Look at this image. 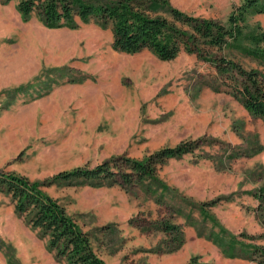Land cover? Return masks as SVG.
<instances>
[{"label": "rangeland", "instance_id": "rangeland-1", "mask_svg": "<svg viewBox=\"0 0 264 264\" xmlns=\"http://www.w3.org/2000/svg\"><path fill=\"white\" fill-rule=\"evenodd\" d=\"M168 1L223 25L241 2ZM73 26L48 28L35 15L24 19L16 0H0V173L45 183L107 264H258L226 256L214 239L264 242V120L195 53L170 61L122 53L110 25L76 18ZM258 30L264 12L246 17L237 47L208 51L257 70L240 49ZM183 143L194 150L158 167L160 185L46 184ZM0 264H66L1 190Z\"/></svg>", "mask_w": 264, "mask_h": 264}, {"label": "trees", "instance_id": "trees-1", "mask_svg": "<svg viewBox=\"0 0 264 264\" xmlns=\"http://www.w3.org/2000/svg\"><path fill=\"white\" fill-rule=\"evenodd\" d=\"M240 1L228 16L227 25L187 14L168 0H16V9L24 19L35 15L48 28H73L76 18L83 22L94 19L103 27L110 25L112 47L122 53L148 50L161 61L173 60L182 51L195 53L214 67L227 94L264 120V30L248 35L249 46L240 49L257 64V70H247L226 56L208 51H222L233 44L237 47V40L244 35L246 17L264 12L258 0ZM193 150L189 143H183L159 149L141 160L122 158L117 163V159H111L92 169L59 173L46 184L79 179L96 187L118 184L127 188L145 182L160 185L158 167L167 159L181 158ZM43 186V182H30L18 174L0 173V190L11 198L16 214L39 230V237L46 240L57 258L66 264H107L94 249L90 235L44 192ZM214 240L228 257L264 264V242L245 244L236 237L224 236ZM190 264L197 263L192 259Z\"/></svg>", "mask_w": 264, "mask_h": 264}]
</instances>
